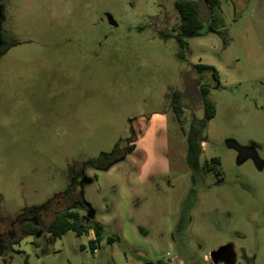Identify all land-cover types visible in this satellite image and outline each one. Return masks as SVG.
Segmentation results:
<instances>
[{
    "label": "rangeland",
    "instance_id": "obj_1",
    "mask_svg": "<svg viewBox=\"0 0 264 264\" xmlns=\"http://www.w3.org/2000/svg\"><path fill=\"white\" fill-rule=\"evenodd\" d=\"M176 1L0 0V264H264V0L203 6L223 22L184 50L161 36ZM200 64L219 79L203 80L216 117L194 176L186 135L204 109L194 93L177 116L169 94ZM133 144L110 170L83 169ZM79 194L90 209L75 211L104 226L95 252L92 231L12 245L16 216Z\"/></svg>",
    "mask_w": 264,
    "mask_h": 264
},
{
    "label": "trees",
    "instance_id": "obj_2",
    "mask_svg": "<svg viewBox=\"0 0 264 264\" xmlns=\"http://www.w3.org/2000/svg\"><path fill=\"white\" fill-rule=\"evenodd\" d=\"M203 1L210 12H214L221 6V0ZM174 8L180 21L178 28L175 30L178 31V35H173L175 31H172L165 32L161 36L163 38H169L171 36L176 37L181 49L184 50L185 42L183 37L194 36L202 30L203 10L198 2L191 0L176 1ZM222 22V19L213 17L211 18V23L208 27H210V30L215 29ZM192 70L199 75V78L192 80L191 78L185 77L187 85L184 90L172 91L169 94V100L172 110L177 116L182 113L185 107V101L195 97L194 93L198 94L197 96H199L201 100L204 109V117L201 120H194L186 135L187 151L185 161L195 176L196 174L203 172L201 156L203 153L202 145L207 142L205 130L208 123L216 117V107L208 99V96L211 93V88L209 85L204 84L203 82L205 81L203 80L205 76H208L218 82L219 76L214 67L207 65H196L193 66ZM208 77L206 78L208 79ZM134 150L135 145L133 144L124 150L118 151L117 154L107 156L102 160H90L85 166H83V169L92 167L100 171H108L114 165L123 161L125 156ZM212 161L217 164L220 163L219 158H213ZM78 205H80L82 209H90V206L84 201L82 194H79V196L69 199L62 209L52 210L49 213L44 214V217H42L41 213L43 207L28 208L24 210L23 213L16 216L13 220V226L17 227L19 235L12 242V245L20 244L28 236L35 237L42 233L48 234L54 239L61 238L68 232H73L77 237H82L92 231L95 238L89 242V246L92 251L95 252L97 245L102 242L104 226L95 220L90 224H87L82 219L81 214L78 211H75ZM9 225L11 224L9 223ZM117 240H119V238H109L108 242L114 243ZM26 264H29L28 257L26 258Z\"/></svg>",
    "mask_w": 264,
    "mask_h": 264
},
{
    "label": "flooded vegetation",
    "instance_id": "obj_3",
    "mask_svg": "<svg viewBox=\"0 0 264 264\" xmlns=\"http://www.w3.org/2000/svg\"><path fill=\"white\" fill-rule=\"evenodd\" d=\"M194 2H197V1H194ZM198 3L200 4L201 8H203V6H206L203 0L199 1ZM1 5H2V4H1ZM202 10H203V9H202ZM0 14H2V10H0ZM105 14H106V13L103 14V16H102V18H101V21H102V22L105 21V22L108 24V22H107L106 19L104 18V15H105ZM203 15H204V13H203ZM203 15H202V29H203L204 27H207V26L211 23V19H210V20H208V19L205 20V17H203ZM108 27H109V28H113V29H117V28H118V27L114 28V27L110 26L109 24H108ZM104 38L106 39V38H107V35H105ZM231 145H232V147L234 146V148H235L236 150H238L239 153H240L242 156H245V155H248V154H249V155H251L252 157L255 158V160H256V162H257L258 164H261L260 160H259L258 158H256V155H255L254 153H252L250 150H248V149H242V148L238 147L237 145H235L234 143L231 144Z\"/></svg>",
    "mask_w": 264,
    "mask_h": 264
},
{
    "label": "water",
    "instance_id": "obj_4",
    "mask_svg": "<svg viewBox=\"0 0 264 264\" xmlns=\"http://www.w3.org/2000/svg\"><path fill=\"white\" fill-rule=\"evenodd\" d=\"M104 18L106 19V21L108 22V24L114 28L118 27V23L116 22V20L114 19V17L110 14V13H106L104 15ZM231 145V144H230ZM232 147V145H231ZM234 147V146H233Z\"/></svg>",
    "mask_w": 264,
    "mask_h": 264
},
{
    "label": "crops",
    "instance_id": "obj_5",
    "mask_svg": "<svg viewBox=\"0 0 264 264\" xmlns=\"http://www.w3.org/2000/svg\"><path fill=\"white\" fill-rule=\"evenodd\" d=\"M203 144H205V143H203ZM94 238H95V236H94V233H93V232H91V236H90V238H89V239H90V241H91V240H93Z\"/></svg>",
    "mask_w": 264,
    "mask_h": 264
}]
</instances>
